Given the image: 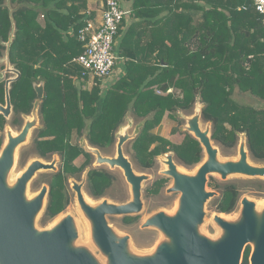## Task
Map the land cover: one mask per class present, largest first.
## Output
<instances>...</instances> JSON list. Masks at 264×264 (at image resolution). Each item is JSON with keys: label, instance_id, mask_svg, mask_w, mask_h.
I'll return each instance as SVG.
<instances>
[{"label": "trees", "instance_id": "16d2710c", "mask_svg": "<svg viewBox=\"0 0 264 264\" xmlns=\"http://www.w3.org/2000/svg\"><path fill=\"white\" fill-rule=\"evenodd\" d=\"M117 1L129 12L115 37L123 72L104 89L81 90L83 71L73 60L84 50L76 33L93 17L86 12L87 0H0V60L17 76L8 88L10 119L0 115V130L6 123L21 124L35 106L40 85V128L32 152L58 154L62 161L60 171L48 175L43 225L63 211L67 179H79L87 165L85 152L71 144L72 135L109 155L128 114L139 126L124 150L141 172L151 171L167 154L186 168L201 162L202 148L190 134L173 143L155 131L164 118L176 120L178 112L187 116L197 101L214 143L232 150L243 136L250 157L264 164V107L243 105L235 97L249 96L264 105V26L251 0ZM5 96L0 77L1 105ZM178 132L170 129V134ZM77 159L80 166L73 165ZM168 182L159 176L144 196L159 195ZM243 182L264 187L262 180ZM119 184L105 169L87 174V191L94 198L106 197ZM206 186L217 193L211 204L215 212H234L242 195L237 184L209 178ZM138 219L120 221L130 226ZM249 255L246 246L241 264H249Z\"/></svg>", "mask_w": 264, "mask_h": 264}, {"label": "water", "instance_id": "95a60500", "mask_svg": "<svg viewBox=\"0 0 264 264\" xmlns=\"http://www.w3.org/2000/svg\"><path fill=\"white\" fill-rule=\"evenodd\" d=\"M16 79L17 76L11 78V82ZM8 83L9 81L6 82V108L0 105V113L6 117L10 112ZM37 92L38 97H41L40 92ZM195 106L200 108L195 109L194 114L187 118V124L181 130L187 131L198 141L207 160L194 176L186 177L183 174L178 175L172 155H164L169 169L164 170L163 173L173 179V191L181 194L179 214L168 219L163 213H158L144 224L145 227H159L174 241L176 257L170 254L165 243L147 260H130L124 255L126 239L115 242L106 223V216H135L142 207L141 177L136 175L130 160L124 156L122 150V146L135 134L131 138L120 134V132H128V128L123 130L121 126L114 158L102 157L95 151L97 164L120 168L131 190V200L128 202L112 204L103 200L96 207L86 205L81 191H77L78 204L94 224L95 239L100 248L108 254L110 264H241L243 250L249 246L248 243L252 244L249 264H264V208L258 214L254 203L246 198L241 200V218L235 224L228 223L220 216L215 217L217 224L226 233L222 242L209 243L195 233L196 224L202 217L204 202L217 194L206 189L208 176L211 173L218 174L222 180L231 174L264 179V164L256 166L249 161L243 136L239 138V146L243 152L236 161L222 163L217 160L218 150L211 140L210 124L207 123L205 129L201 127L202 108L198 101ZM30 127L31 125L27 124L22 134L9 138L0 159V264H94L84 254L66 250L68 241L74 237L70 231L71 217L68 216L62 223L60 222V226L52 234L44 230L36 234L30 228V222L41 210L48 190L43 186L34 199L26 200V203L23 194L26 192L27 182L35 172L50 169V166L42 164V160H37L26 167L13 185L7 186L4 181L5 174L13 163L12 152L24 141L26 138L24 134ZM246 161H249V165ZM258 222L261 226L259 235L256 234Z\"/></svg>", "mask_w": 264, "mask_h": 264}, {"label": "rangeland", "instance_id": "374dc122", "mask_svg": "<svg viewBox=\"0 0 264 264\" xmlns=\"http://www.w3.org/2000/svg\"><path fill=\"white\" fill-rule=\"evenodd\" d=\"M85 84L87 85L88 88L92 87L89 86L87 82ZM235 97L236 100L243 105L253 106L256 108L264 107L263 103L249 96L236 95ZM198 103L202 108L203 105L200 104L199 101ZM195 105L193 107V110L190 113H188L187 116L178 112L176 120L164 118L161 124L156 129L157 133L160 136L167 138L169 141L173 143H178L179 141H181L183 134L187 132L185 130H181V127H185V125L187 124V118L191 117L194 114L195 109L200 108V107H196ZM37 117H38L37 110L35 108L33 114L30 116V118L33 121L34 128L38 126ZM184 117L186 120L184 119ZM30 118H26L24 121L25 124L23 123L22 127L19 129L17 127L6 126L5 129L2 132H0V140L2 141L0 151L10 137H15L16 134L21 133L22 130L25 129L27 122L31 120ZM131 118H132L131 115L129 116V118L126 117L122 124V129L125 130L128 128V132H120V134L122 135L125 134L129 138H131L135 134V130H137L139 126V122ZM200 125L203 129L206 128V123H204L202 120H200ZM172 127L179 128V132L170 134V129ZM34 128H32V126L30 127V129L28 130L29 136L25 138L24 141L21 144H19V146L16 148V152L13 157V163L10 169L6 172L4 178V181L7 186L13 185L16 182L17 178L21 176V174L28 165H30L34 161L39 160V158H37L33 154L31 148V141H32L31 135ZM239 142L240 139L238 140L236 147L232 150H225L220 145L214 143L215 147L218 150L217 160L222 163L236 161L237 147L239 146ZM117 143L118 142L116 141V147H117ZM125 144L122 146V150L124 156L127 157L129 160V157L124 150ZM204 156L205 153H203V157ZM109 157L110 158L116 157V150H114L112 155H110ZM248 158L249 161L256 166L263 165L260 162L254 161L250 157V155L248 156ZM164 159L167 158L165 156L158 157L155 161L154 168L151 171L149 170V171L141 172L137 169L136 166L132 165L136 175L141 177L142 207L140 212L137 213V215H135V216H139V221L137 223L132 224L130 226H124L121 224V221L119 220L121 217L106 216V223L108 225L113 240L115 242H119L122 239H126L124 255L126 256V258L130 260L142 261L149 259L155 253V251L160 246L164 245L169 239L167 234L159 227L157 226L145 227L144 224L146 220L152 218L158 213H163L165 216H171V214H174L176 211L180 209L181 194L179 192L173 191L174 188L173 179L167 177V175L163 173V171L166 168ZM173 162L177 168L180 167L181 169H183L182 174L184 176L186 177L194 176L193 169L195 168V166L191 168H186L180 165L178 161H176L175 159H173ZM50 163L54 166L53 168L47 170L45 169L38 170L27 182L26 194H25V198L27 201L31 200L33 197H35L38 194V192L41 189V184H43V186L44 184L47 185V179H48L47 174H51L57 170L58 158L53 157ZM103 167L108 169L110 168V170L113 171L114 174L118 177L120 184L114 185L113 188L110 189L106 198L100 200H93L85 192L84 178L82 179V182L79 183V185H77V183L75 182H72L70 185L71 188L70 193L72 199L70 204L62 212V218L60 220V222L62 223L68 216L72 218V225L70 231L72 234H74V237L68 241L69 243L66 246V250L70 252L82 253L85 256H87L94 264H110V260L108 254L103 249L100 248V246L98 245L95 239L94 224L78 204L77 191L82 190V193L85 194L91 200L93 205L90 206L92 207H96L103 200H106L108 203H112V204H119L118 202L120 200L122 201L125 200V202L131 200L130 186L129 184L126 183L122 175L121 169L118 167H110L109 165H104ZM159 176H163L169 179L167 186L159 195L153 197L152 196L145 197L144 196L145 190ZM209 178L215 179V181L220 184L221 182L223 183L225 181L232 182L237 184V186L240 188V192L242 195L234 212L227 215L228 217L225 220L228 223L235 224L240 220L241 209H242L241 200L244 198H246L249 202L254 203L255 209L258 214L262 212L264 208V203L261 202L264 201V187H262L261 185L260 187L259 184L257 183H248L243 181H249L252 179H260L264 181L263 178H249L247 176L240 174H231L228 175L225 178V180H222L220 176L216 173H211L208 176V179ZM206 189L208 192L211 191L210 188L208 187H206ZM166 196L169 198H165L163 200V198ZM215 197H217V194H214L212 197H209L206 200V202H204L202 206V217L195 227L196 235L200 238L207 240V242L209 243H220L226 237V233L224 232V230L215 221V217L220 216V213L215 212L211 206ZM46 203H47V197L44 198L43 200V205L41 210L30 222V228L36 234L42 232L51 221L50 220L48 223H46V225H43L41 221L43 213L45 211ZM248 244L251 248L252 244L251 243Z\"/></svg>", "mask_w": 264, "mask_h": 264}, {"label": "built area", "instance_id": "2783aa9c", "mask_svg": "<svg viewBox=\"0 0 264 264\" xmlns=\"http://www.w3.org/2000/svg\"><path fill=\"white\" fill-rule=\"evenodd\" d=\"M255 11L262 17L264 26V0H251ZM125 11L117 0H105L100 20L97 24L87 21L77 33V40L84 45V50L73 62L82 69V81L90 85L101 86L109 80L120 59L115 53V37ZM43 18V16H40ZM84 77H87L84 80Z\"/></svg>", "mask_w": 264, "mask_h": 264}, {"label": "flooded vegetation", "instance_id": "af4514ba", "mask_svg": "<svg viewBox=\"0 0 264 264\" xmlns=\"http://www.w3.org/2000/svg\"><path fill=\"white\" fill-rule=\"evenodd\" d=\"M8 74V75H7ZM0 77H2V79H3V83H4V89H5V94H6V82L7 81H9V83H8V88H9V85L13 82H11V78H15L16 77V75H15V73L12 71V68H11V66L10 65H1L0 66ZM86 82H84V81H79L78 82V86L80 87V89L81 90H89L90 88H88L87 87V85L85 84ZM36 100L34 101L35 102V106L33 107V109H32V111L28 114V115H26V116H23L22 117V121H21V124L19 125V126H12V125H10L9 123H6L5 125H4V127H3V129L2 130H0V132H2L4 129H5V127L6 126H8V127H17L18 129L19 128H21L22 127V125H23V123H24V121H25V119L26 118H30V116L33 114V112H34V110H35V108H36V110H37V124H38V126L36 127V128H34L33 127V121H32V119L29 121V122H27V124H29V125H31L32 126V128H34L33 129V131H32V135H31V138H32V141H31V148H33L34 147V145H35V140H37L38 138H37V136H38V134H39V128H40V114H39V104H40V99H41V97H38V92L37 91H39L40 92V96H42V88H41V86L40 85H38L37 87H36ZM37 101H38V103H37ZM38 104V105H37ZM1 105V104H0ZM3 108H6V96H5V104L4 105H1ZM0 115L5 119V120H9L10 119V115H11V106H10V112L8 113V116L6 117L3 113H0ZM25 124V123H24ZM27 132H29V131H27ZM37 138V139H36ZM116 141L118 142V137L116 138V140H115V142H114V144H113V146H112V148H111V150H110V154L109 155H106V154H104L100 149H98V148H96V147H93V146H91L89 143H88V141L86 140V139H84V141H82L81 140V138H79L78 139V137L75 135L74 137H73V135H72V139H71V144L72 145H78V147L79 148H81L84 152H85V154L87 155V165L85 166V168H84V170H82V172L80 173V176H79V179H76V178H68L67 179V181H66V183H65V188L63 189V192H64V195H65V198L67 199V205L65 206V208L70 204V202H71V199H72V196H71V193H70V191H71V188H70V185H71V183L72 182H75V183H77V185H79V183H81L82 182V179L84 178V189H85V192L87 193V195L89 196V197H91L90 195H89V193H88V191H87V187H86V185H87V174H88V172L89 171H91V170H101V169H105V170H108L109 172H111L112 174H114V172L113 171H111L110 170V168L108 169V168H105V167H103L104 165H100V164H97V156H96V154H95V151H97L98 152V154L100 155V156H102V157H109L110 155H112V153L114 152V150H116ZM1 145H2V141L0 140V148H1ZM33 154L37 157V158H39V160H42L43 162H46V163H50V161L52 160V158L53 157H57L58 158V167H57V170L55 171V172H53V173H51V174H47V175H53V174H56L58 171H60V169H61V167H62V161H61V158H60V156L58 155V154H52V155H50V156H48V157H41V156H39V155H37L36 153H34L33 152ZM73 165H78V166H80L81 165V162H80V160H75V161H73ZM118 178V177H117ZM42 186H43V184H41V188H42ZM44 186H46L47 187V190H48V193H49V186L48 185H45L44 184ZM81 188V187H80ZM111 188H113V187H111ZM110 188V189H111ZM81 192H82V190H80ZM76 194V193H75ZM47 196H48V194H47ZM93 200H100V199H103V198H106V197H101V198H94V197H91ZM65 208L63 209V211L65 210ZM63 211H61L58 215H56L54 218H56L57 216H59V215H61L62 214V212ZM53 218V219H54ZM122 218V217H121ZM120 218V219H121ZM52 219V220H53ZM119 219V220H120ZM51 220V221H52ZM50 221V222H51ZM138 221H139V219H138ZM245 249V248H244ZM244 251V250H243ZM250 252H251V248H250ZM248 263H249V259H248Z\"/></svg>", "mask_w": 264, "mask_h": 264}, {"label": "bare ground", "instance_id": "6f19581e", "mask_svg": "<svg viewBox=\"0 0 264 264\" xmlns=\"http://www.w3.org/2000/svg\"><path fill=\"white\" fill-rule=\"evenodd\" d=\"M20 134H22V133H18V134H16V136H18V135H20ZM24 135H26L25 137L27 138L28 136H29V132H27L26 134H24ZM11 138V137H10ZM8 141L9 140H7V142L5 143V145L2 147V149H1V151H0V159H1V157H2V152H3V150L5 149V147L7 146V144H8ZM19 146V145H18ZM17 146V147H18ZM243 149H241V146H238L237 147V158H239L240 157V155H241V153L243 152L242 151ZM15 152H16V149H14V151L12 152V154H15ZM206 160H207V158L206 157H203V159H202V161L199 163V164H197L196 166H195V168L193 169L194 171V174H196L197 172H198V170L201 168V166L206 162ZM42 162V164H44V165H46V166H50L49 168H53L54 166L51 164V163H46V162H43V161H41ZM164 162L166 163V168H165V171H167L169 168V166H168V161L166 160V159H164ZM246 163L249 165V161L247 162L246 161ZM47 170V169H46ZM177 173H178V175H181L182 173H183V169H181L180 167H178L177 168ZM82 193V192H81ZM25 194H26V192H24V194H23V198H24V202L26 203V198H25ZM82 196H83V200H84V203L86 204V205H93L92 204V202H91V200L85 195V194H83L82 193ZM34 199V197L32 198V200ZM261 203H264V201H262ZM178 211H176L174 214H171V216H167V218L168 219H172V218H174L175 216H177V214H179V212L177 213ZM38 214V212L35 214V216ZM220 217L221 218H223V219H226L228 216L227 215H224V214H220ZM61 218H62V214L61 215H59V216H57L56 218H54L51 222H49V224L45 227V229H44V231L46 232V233H48V234H52V233H54L57 229H58V227L60 226V220H61ZM261 226H260V223L258 222V225H257V228H256V234H260V232H261ZM258 235H257V237H258ZM167 245H168V248H169V252H170V254H172L173 256H175L176 257V246H175V244H174V241L171 239V238H169L168 240H167Z\"/></svg>", "mask_w": 264, "mask_h": 264}, {"label": "crops", "instance_id": "0c3cea01", "mask_svg": "<svg viewBox=\"0 0 264 264\" xmlns=\"http://www.w3.org/2000/svg\"><path fill=\"white\" fill-rule=\"evenodd\" d=\"M8 0H6V2H7ZM103 3H104V1L103 0H87V6H88V8H87V14H89V15H91L92 14V18H91V20H89V21H91L92 23H94V24H97L98 22H99V20H100V16H101V11H102V6H103ZM120 5H121V3H120ZM121 7L124 9V10H126L125 9V7L124 6H122L121 5ZM42 19L43 18H39V21L40 22H42ZM1 65H7V63H6V61H4V60H0V66ZM8 66V65H7ZM122 72H123V68H122V64H120V62H118L117 64H116V66H115V68H114V71H113V74H112V76H111V78L109 79V80H106L102 85H101V87L102 88H106L107 86H108V84L110 85V84H112L121 74H122ZM82 81V80H81ZM84 82H86V81H84ZM87 84H89V82L87 81ZM89 86H92V85H90L89 84ZM129 114L126 116L127 118H129ZM125 117V118H126ZM132 119V118H131ZM131 121V120H130ZM133 121V120H132ZM156 132H157V130H156Z\"/></svg>", "mask_w": 264, "mask_h": 264}]
</instances>
